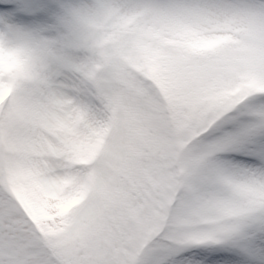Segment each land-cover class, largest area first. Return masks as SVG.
<instances>
[{
    "label": "snow or ice",
    "instance_id": "snow-or-ice-1",
    "mask_svg": "<svg viewBox=\"0 0 264 264\" xmlns=\"http://www.w3.org/2000/svg\"><path fill=\"white\" fill-rule=\"evenodd\" d=\"M132 5L194 23L212 19L235 34L243 71L219 47H191L170 57L178 76L202 75L222 97L232 81H256L241 92L238 106L222 102L214 109L209 135L215 156L212 176L204 179L216 191L218 219L203 228L146 235L134 264H264V0H0V264H81L75 245L86 210L70 203L59 212L58 226L41 224L13 176L31 173L42 189L61 181L23 159H6V145L22 142L19 129L42 119L72 136L97 133L107 101L86 78V62L95 61L99 47L90 29L108 8ZM178 27L209 38L199 27ZM57 196L71 199L63 191Z\"/></svg>",
    "mask_w": 264,
    "mask_h": 264
},
{
    "label": "rangeland",
    "instance_id": "rangeland-1",
    "mask_svg": "<svg viewBox=\"0 0 264 264\" xmlns=\"http://www.w3.org/2000/svg\"><path fill=\"white\" fill-rule=\"evenodd\" d=\"M180 24L199 27L209 38L198 39ZM90 31L98 33L99 47L95 61L86 62V78L107 101L97 133L72 136L42 119L22 126V142L6 145L5 156L60 179L58 187L42 189L31 173L13 176L25 201L42 209L45 224L58 226L59 212L70 203L86 210L75 245L81 264H134L146 235L203 228L218 219L216 191L204 179L212 176L215 156L209 135L214 109L222 102L238 106L241 92L255 88L256 81H232L222 97L208 78L173 71L170 57L191 47H219L234 59L235 70H244L235 34L212 19L194 23L160 9L110 7ZM97 59L100 67L90 71ZM225 77L231 80L232 70ZM166 97L173 101L174 121L162 109ZM44 191L48 194L41 195ZM58 191L71 199H59Z\"/></svg>",
    "mask_w": 264,
    "mask_h": 264
}]
</instances>
